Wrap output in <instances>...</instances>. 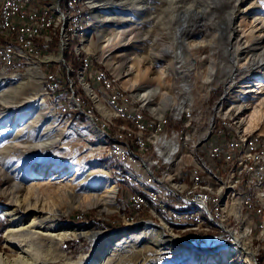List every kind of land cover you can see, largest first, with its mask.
Returning <instances> with one entry per match:
<instances>
[{
    "label": "bare ground",
    "instance_id": "1",
    "mask_svg": "<svg viewBox=\"0 0 264 264\" xmlns=\"http://www.w3.org/2000/svg\"><path fill=\"white\" fill-rule=\"evenodd\" d=\"M40 1L41 0H23L24 8L20 9L21 0H10L8 3V10H11L12 12H6L5 9L7 0H0V31L8 34L15 33L16 41L21 45L26 44V46H21V48L29 47L32 51L36 48L38 54L40 53L39 49H37L39 48V40H45V43L47 42V44H51L55 37H57V40L59 39L58 46H60V49L62 50L61 56H64L63 54L65 51L69 50V46L74 39L83 41L82 46L86 49H89L91 41L89 40V44L86 45L88 39L84 38L83 35L88 26L87 18H90V10L91 8L93 9V7L88 5L89 2L87 0H46V2L43 3L45 5L42 4L43 7H41L39 10L36 5H39ZM86 1L89 8L86 6ZM233 2H235V4L233 5L231 11L228 9L229 12L226 15L228 23L226 25L227 45H225L224 50L228 54L231 65L229 69L225 71V77H229V79H226L227 81H225L228 83L227 94H234L235 91H233V89L235 88V83L231 82L233 79L232 77L235 79L237 78L236 82L239 78L246 79V81H244L245 84L243 83V85L240 86V89L238 90L240 94L238 99L243 100L240 105L236 106V109L239 110L237 114L240 115V125H238L233 121V119L229 117L220 116L217 113L214 114V116H216L217 127L226 131L232 137V140L235 143L236 150H234V158H241V155L244 154L245 161H242V164H239L235 163V160L232 156L224 154H211L209 151L212 150L211 143L204 142L207 136L204 131L205 129H195L192 130V132H189V134H186V151H182V153H180L177 146L184 145V138H172L170 137V133L161 129L168 127V120L166 119L172 115V112H177L174 115L175 122H181L180 130H187V125L192 124L193 127H204L206 115L203 116L202 113L196 112L195 107H183L182 109V107L176 106V104L173 106L174 109L168 107L165 109L166 106L171 105L169 103L172 100L169 94L165 92L161 93L163 96H161V99L159 100V110L156 108H151L145 102H142V100L138 98L137 95L132 93V91H130L127 87L123 86L120 79L114 76L111 72L109 73L105 69L97 68L94 71L95 75L101 76V85H107L108 88H111L112 93L122 100V102H124L125 108L129 109L132 113L142 119V121H139L135 119L133 115L122 113L117 106H115L113 103H110L108 99L103 98L100 90L93 86L91 82L90 85L87 86L92 93L90 98V102L92 103V114L88 116L98 128H103L106 140L104 152L108 155V158H112V161H108V165L113 162L112 166L115 167L116 172V179H114L122 183L121 189L120 191L118 190V184H116L115 180H112L106 176V180L102 183L103 194L101 196L96 198L90 196L87 193H81L76 196V199H74L76 191V183H74V178H64L62 180H58L56 183L54 179L63 175L59 174L55 177L48 178V175L52 173V170L60 165L58 164V159H52L48 162V165L41 168L40 173L37 172V170L35 171L36 173L34 174V178L36 180L32 181L25 187L26 193L23 199H20V196L15 195L14 192L11 193V200H14L16 205H19L18 208L24 207L27 214L30 212L34 213L30 216L32 218L30 224L25 225L23 220L17 216L16 210H3L4 214L9 215L14 221V225L9 227L5 233L7 243L13 246L18 245V248L21 251L17 256H11L4 252H0V264H38L37 246L30 242L25 248H23L21 241L19 240L20 237H25L27 239L31 237V235H43L48 238H58L61 242H63L67 237L73 235L80 236L82 233L89 234L87 231L77 232L73 228H66L65 230L57 231V228L60 227L58 224H53L52 226H54V229H51L50 231H43L40 228L41 226H38L40 225L38 213L41 212L43 208L48 206V208L54 213L58 210L59 206L58 203L54 201V198L66 200L67 207L61 212L68 213L78 206H101L103 203L100 202L104 200H106L108 203H114L113 197L117 190L119 191V196L122 202L125 201V203H131V201L126 202L128 193L131 192L132 196L144 206V208L135 210L137 215H139V213H144L146 210L149 212L148 207L154 205L155 210L157 208L159 212L163 211L170 219L189 217H191L193 220L197 219L200 223H196L190 227H177L171 225V230H173L176 235L182 237L183 234H185L186 239L188 240L196 239V237L199 235L209 236L213 232L221 230L220 222L227 223V229L229 228L231 237L234 239L233 244L235 247L233 250L242 252V259L246 260L247 264H255L253 260H249L250 256L256 254L250 241V237L252 236L251 229L249 228L250 222L245 216L243 218L240 215V218L243 219L241 230L231 229L235 228L237 223L240 222L237 218H229L226 208L229 203H235L234 195L239 190V181L237 180V177L243 176V170H251L250 162H256L258 158H260V163H264V137L258 132L256 133L250 131L258 129L259 132H262L264 130V7L262 3L258 4L256 12L253 15L254 21L251 22L248 27H245L243 26V23H238V25H236L235 18L237 12L241 11L244 0H235ZM189 3L190 4L187 3L188 7H186L185 11L182 10V12L176 13L178 10L176 12L173 10L168 16L170 19L176 17L179 21L181 20L179 25H177V27L172 30L173 32L170 28H163V32H165L168 38H172L170 44H174L176 46L179 43L183 51L188 55L200 57V55H203V50H205L204 46H206L208 42L207 39L199 40L203 35V31L198 29L199 25L196 23V21L193 23L191 22L194 16L197 17V15L201 13V6H196L198 3L195 4V0H192ZM209 3H213L217 7L221 4H224L225 6L226 4L227 6L229 5L226 2H216L215 0L211 2L209 1ZM230 4L232 5V3ZM74 7L77 9L76 14ZM207 7L210 8V5ZM207 7L205 8L207 9ZM243 20L248 22L247 17H244ZM213 38L216 37L213 36L211 39ZM211 39L208 40L210 45L216 42V40ZM170 44H164L163 48H158L153 44L149 45L148 42H145L143 47H139L138 50L134 49L132 46L126 48V51L124 50L125 52H121L120 56H125L124 60L127 59L125 62H129L130 69L134 71L133 73H135L136 76L148 77L147 75L150 73L149 71H151V69H157L158 75L157 77L153 78L157 79L159 83H165L169 86L171 85L170 81H173L174 78H176V74L178 75L179 79L176 78L177 80L175 79L174 84L176 82H180V78H184L182 71H180L178 68H174L173 66L174 56L170 49ZM132 48L133 50H130ZM142 49H147V54L142 52ZM253 49H255V51ZM79 52L80 50H77V54H79ZM215 52L212 51L210 55H207V57L209 56L212 62L214 61L213 56ZM167 53L172 54L169 57ZM113 59L110 58L106 64L112 70L119 72L118 67H120L122 63H118V61L116 62ZM88 67L91 70L92 63L90 62L89 65L88 62H84L79 70L82 72V77L84 80H86L85 72ZM180 74L182 76H180ZM32 75H38L39 78H43L44 74L40 72L39 63H34L27 70L26 77L28 78ZM215 77L216 76H213L212 73L207 75L205 80L206 86L204 93H202V97L207 98L214 85L222 81H220V79H215ZM71 80L72 79H70V81ZM126 82H131L130 84L135 85V79H132L131 77L124 81L125 84ZM70 86H73V81H71ZM62 87L60 89H62ZM158 87H160L159 84ZM158 91L160 92V89L156 90V92ZM21 93L22 91H20L19 86L8 88L6 91L0 93V105L2 103L18 104L20 102L19 97ZM141 96L142 95H140V97ZM39 97L40 95H38V98ZM32 98L33 96L21 100V102L26 100L29 101L30 99L32 100ZM75 100L76 102H79V108L82 107L83 103L80 101V98ZM97 101L102 103L103 107H105L110 114L103 113L99 109ZM40 103L42 105L44 100H42ZM43 108H45V105ZM221 109L222 108L220 106L217 107V112L222 113ZM246 109L249 110L247 113H245ZM50 113V115L54 118V113L52 110ZM84 113L86 114V111H84ZM3 116L4 115H2V111L0 110V120H2ZM38 117H40V114ZM38 117L31 120V127L29 129L30 134L28 133V137L32 136V134L36 135V122H39ZM15 121L16 118L14 115L9 121L10 123L6 125L7 128H3V130L0 131L1 140L5 139L4 136L7 135V132L11 130L13 127L12 125H14L11 123H14ZM90 130L92 133L96 132V135H101L100 130H98L93 124ZM22 131V129L18 130L14 134L13 139H8V141L5 140L2 144V148L8 149L10 147H19L22 144V141H19L18 137ZM48 136L51 138L43 139L42 136H39L40 139L38 142L28 141L24 146H28L29 148L32 146L35 148H40L51 146L57 143L59 145L61 144L59 149L70 148L68 142H62L63 140L61 138H57L54 135ZM251 138H255V141H250ZM41 139H43V141ZM121 142L126 143V145H123ZM222 144L223 137H212V145ZM199 151L203 152L201 154V162L209 171L216 170V166L226 167V173L229 174V176H227L225 179L227 187L226 189L219 186L217 182L209 179H196L188 183L180 182L178 177L179 172L204 174L203 165L196 161L199 157ZM124 158L127 160L130 159L131 162L136 163H134V165L131 163L128 164L124 161ZM154 158L155 161L158 162L163 168H160L158 164H154ZM139 160H141V162H139ZM81 165V162L76 164L72 162L69 164V171L65 172L69 173L74 171L76 174L75 176L80 177L78 184H81L83 181H86L89 178L87 171H82ZM148 167H150V173L159 180L160 186L168 189L170 193L176 198H186L189 195H202L203 197H207L209 199H218L217 207H214V213L218 220L213 217V213H211L205 206L197 204V201L189 202L187 204H183L182 206H176L165 196H160L159 185L154 182V179H148L145 176L144 172L148 170ZM42 169L45 170L43 171ZM58 169L62 170L61 168ZM0 171L4 172V168H2ZM99 171H102V169ZM135 186H138L141 189L140 193L134 191ZM254 191L256 192L259 205L264 207L263 179L255 180ZM32 199L34 200L32 201ZM42 200L43 205L40 207V201ZM155 210L153 213L149 212L153 218L148 219H154L159 223L161 222L160 224H163V230L164 227L168 228V226L165 224V221L162 223V221L165 219L168 222V219ZM135 217V215H132L130 218L131 220H134ZM48 218H52L53 221L55 219L52 216H49ZM231 221H233V223ZM123 230H140L144 233H147L148 231H156L158 237L161 239L160 242L166 240L161 236L162 234L160 235L161 229L156 230L150 222H145L139 227H136L134 223H131L128 228L126 227V229ZM96 231H98V233L101 235L107 234V239L113 242L118 238V236H124L122 235L121 231H115L112 233L107 231L104 232L103 230L101 231L99 229ZM170 238V247H172V245L175 244L174 239L176 237L173 236L169 237V239ZM254 238L260 246L257 253L259 254V252L262 251L263 254L264 242L260 243V238H256V235ZM160 242L158 239H155L154 245L159 246L162 243ZM106 247L107 245L103 242L101 244L99 243L97 247L98 251H96L93 255H88L87 262L82 263L81 261H77L73 264H99L108 250ZM191 249L202 254V252L197 248L192 247ZM223 250H226V252ZM229 251L230 249L227 247V245H225L217 250L215 254L209 256L208 259L210 261L216 262H222L223 260L229 262V260H231L229 257L232 256V254H229Z\"/></svg>",
    "mask_w": 264,
    "mask_h": 264
},
{
    "label": "rangeland",
    "instance_id": "2",
    "mask_svg": "<svg viewBox=\"0 0 264 264\" xmlns=\"http://www.w3.org/2000/svg\"><path fill=\"white\" fill-rule=\"evenodd\" d=\"M87 1L89 2L88 5L93 7V9L91 8L90 10V18H87L88 26L83 35L84 38L88 39L86 45L89 44V40L91 41L89 49L82 46L83 41H80L79 43L76 39L75 41L72 40L69 50H66L63 54L64 56H61L62 50L60 49V46H56L57 42H54L55 45H52L51 49L48 48L49 50L45 48L42 49L40 39L38 44L39 48H37L40 53L38 54L36 48L33 51L30 50L29 47L21 48L22 45L16 41L15 33L8 34L0 31V93L13 86H19L20 91H22L19 97L20 102L18 104L2 103L0 105V110L2 111V115H4L2 120H0V131L3 130V128H7L6 125L10 123L9 121L12 116L15 115L16 118V123H11L14 125H12V129L7 132V135L4 136L5 139H0V170L4 168V172L0 171V231L3 220L8 221V225L2 232L3 240L0 243L1 253L4 252L11 256H17L21 251L18 248V245L13 246L7 243L5 233L9 227L14 225V221L9 215L4 214L3 210H16L17 216L23 220L25 225L30 224L32 221L30 216L34 213L30 212L27 214L24 207L18 208L19 205H16V202L11 200V193L14 192L15 195L20 196V199H23L26 193L25 187L32 181L36 180L34 178L35 171L37 170V172L40 173L41 168L48 165V162L52 159H58L57 161H59L58 164L60 165L52 170V173L48 175V178L55 177L59 174L63 175L54 179L55 183L64 178H74V183H76L74 199H76V196L81 193H87L90 196L97 198L103 194L102 183L106 180V176L112 180L116 179L115 167L112 166L113 162L108 165V161H112V158H108V155L104 152V146L106 143L104 132L98 128L88 116L92 114V105L87 103L82 97V99H80L83 103L82 107L78 108L75 100L77 99V95H73L72 93L69 95L66 102L56 101V93H53L51 85H53L54 79L57 77V71L60 67H63V69L65 67L66 72L70 76L77 74L75 76L77 77L76 81L84 89L89 99L92 95L89 87H87L91 82L90 71L88 70L89 72L86 76V80L82 77V72L79 71L86 58L92 63L91 71L97 69L98 64L103 65L106 71L109 73L111 72L114 76L119 78L123 86L127 87L132 93L137 95L142 102H145L151 108L159 110V100L161 99V96H163L161 93L165 92L169 94L174 102L173 103L170 99L172 103L170 102L169 104L171 105L166 106L165 109L167 107L174 109V104L182 107V109L183 107H195L196 112L202 113V115L205 116L207 115L206 111L212 108V115L217 113L220 116L229 117L240 125V115L237 114L239 110L236 109V106L240 105L243 100L238 99L240 97L238 90L243 83L245 84L244 81H246V79L239 78L236 82L237 78L235 79L232 77L233 79L231 82L235 83V88L233 89L235 93L227 94L228 83H226V81L229 77H225V71H227L231 65L228 54L224 50L225 45H227L226 25L228 23L226 15L229 10L231 11L235 4L233 1L235 0H229V2L228 0H215L216 2L223 1V3L226 2L229 4L228 6L227 4L226 6L221 4L218 7L213 3H209V1L211 2L213 0H195V4L198 3L196 6H201V13L197 15V17L194 16L191 23L196 21L199 25L198 29L203 31V35L199 40L207 39L208 42V44L204 46L205 50H203V55H200V57L188 55L183 51L179 43L176 46L170 44L172 38H168L165 32H163V28H170L172 31L181 22V20L179 21L176 17L170 19L168 16L171 12L173 10L174 12L178 10L176 13H180L182 10L185 11L186 7H188L187 3L190 4L189 2L192 0ZM87 1L86 6L89 8ZM230 3H232V5ZM259 3H262L264 7V0H244L241 11H238L237 15H235L236 25H238V23H243V26L248 27V25L254 21L253 15L255 14ZM208 4L210 5V8L207 7L209 6ZM43 5H36V7L40 10ZM205 7H207V9ZM244 17L248 18V22L243 20ZM213 36L216 37L213 38L216 42L210 45L208 40ZM77 41L79 44L76 46ZM9 42H12L11 59L13 65L11 69L3 71L4 48ZM43 42L47 46L52 44L45 43V40ZM145 42H148L149 45L153 44L158 48H163L164 44H170V49L174 56L173 66L182 71L185 80L184 78H180V82L174 84L175 79H179L176 74V78H174L173 81H170L172 86H168L165 83H159L157 79L153 78L158 75L157 69H151V71H149L150 73L147 75L148 77L136 76V74L133 73L134 71L130 69L129 62H125L127 61V59L124 60L125 56L122 57L120 55L121 52H125V49L130 46L138 50L139 47H143ZM75 46L77 48H75ZM133 48L130 50H133ZM77 50H80L81 52L80 60L77 58L78 56L74 54V51L77 54ZM253 50L255 51V49ZM146 51L147 49H142V52L145 54H147ZM212 51H216L213 56V62L209 56L207 57ZM82 53H84V55H82ZM167 54L170 57L172 53ZM110 58H114L113 60L116 62L118 61V63H122V65L118 67L119 72L114 71L107 66L106 63ZM34 63H39L40 72L44 74L42 79L39 78L38 75H32L28 78L26 77L27 70ZM77 65L80 67L75 69ZM209 73L216 76L215 79H220V81L222 80L223 82L221 81L222 83L219 82L214 85L209 96L205 98L202 97V93H204L206 86L205 80ZM180 76L182 75L180 74ZM130 77L135 79V85L130 84L131 82L124 83V81ZM71 81H73L74 84L75 80L72 79ZM158 84L161 88L158 87ZM157 89H160V92H156ZM38 95H40L39 98ZM140 95L142 96L140 97ZM32 96V100L30 99L29 101L26 100L21 102V100ZM42 100H44V103L41 105L40 102ZM97 103L99 109L103 113L110 114L108 110L103 107L102 103L99 101H97ZM44 105L45 108H43ZM219 106L222 108V113L217 112V107ZM63 107L67 108L69 111H66ZM51 110L54 113V118L50 115ZM83 110L86 111V114ZM248 111L249 110L246 109L245 113ZM39 114L40 117H38ZM79 114L85 116L83 122H78V120L75 119ZM37 117L39 122H36V135L32 134V136L28 137V133L30 132L29 129L31 127L30 122L33 118ZM92 124L100 130L101 135H96V132H91L90 128H92ZM20 129L23 131L20 133L18 140L22 141V144L15 148H2L4 141L13 139L14 134ZM204 131L205 134H207L206 129ZM250 131L258 132L264 137V130L262 131L263 133L259 132L258 129ZM48 135H54L57 138H61L63 140L62 142H68L70 148L59 149L61 144L59 145L57 143L40 148H35L33 146L29 148L28 146H24L28 141L38 142L40 139L39 136H42L43 139L51 138ZM43 139L41 140L43 141ZM72 162L75 164L81 162L82 171L86 170L87 174H89V178L81 184H78L80 177L75 176L76 174L74 171L65 173L69 171V164ZM58 168H61L62 170H59ZM101 169L102 171H99ZM42 170L44 171L45 169ZM116 184H118V190L120 191L122 183L117 180ZM118 190L113 197L114 203H108L104 200L100 202L103 203L101 206H78L68 213L61 212L67 207L66 200L54 198V201L58 203V210L54 213L48 208V206L43 208L42 211L38 213V219L40 220V225L38 226H41L40 228L43 231H50L51 229H54V226H52L53 224H58L60 227L57 228V231H62L66 228H73L77 232L87 231L89 234L82 233L80 236L73 235L67 237L63 242L58 238H48L43 235H31V237L27 239L25 237H20L19 240L21 241L23 248H25L30 242L37 246L38 264H73L77 261H81L82 263L87 262V256L90 254L93 255L98 251L91 250L93 240L94 242L98 240V245L102 242L107 245L106 248L108 250L99 264H247L246 260L242 259V252L233 250L235 247L233 244L234 239L226 233H223V235L218 238L211 247L202 248L198 244L189 242L188 239H186L185 234H183L182 237L176 235L175 232L171 230L172 226L168 224L166 219L162 221V223L165 221V224L168 226V228L164 227V231L173 234L176 239L186 240L193 246H197L199 249L201 248L202 254H200V252L191 249L192 247L183 244L177 245L175 243L170 247L171 238L169 239V237H166L162 231H160V235L162 234L161 236L166 239L163 242L161 241L162 243L160 242L161 239L158 237L156 231L150 232L148 231L149 229L147 230V233L140 230L124 231L123 229L126 228L122 227L127 226L128 228L131 223H134L136 227H139L143 223L149 221L147 220L148 218H142L140 215H137V212L133 211V204L125 203V201H118L117 198H120ZM33 200L34 199H32V201ZM42 202L43 200L40 201V207L43 205ZM231 208L232 206L229 207L230 210L233 209ZM148 210L150 213H153L155 206L151 205L148 207ZM84 212H86L87 215L94 214V217L97 219L101 218L106 221H110V215L114 214L120 219H112L110 221V227L100 226L94 222L92 223L95 226H88L91 222H79L75 219V216L80 217L81 219ZM132 215L136 216L134 220H131L130 218ZM49 216L54 217V221L52 218H48ZM242 217L244 218V215ZM236 218L240 223H237L235 228L231 229L241 230L243 219L240 218V215ZM231 222L233 223V221ZM69 223H77V225H68ZM114 228H122L116 229L112 232L121 231L122 235H124L122 237L118 236L114 242L107 239V234L101 235L96 231L99 229L105 232ZM154 228L160 230V228ZM254 232L255 231L253 230L252 236L250 237L252 247L256 252L253 258L256 260L257 264H264L262 251L259 252V254L257 253L260 246L254 238ZM91 237H94V239L92 240ZM155 239H158L161 245H154ZM225 245L230 249L229 254H232V256L229 258H231L232 261L229 260L228 262L223 260L222 262H216L208 259L209 256L215 254L217 250ZM226 250L223 251L226 252ZM249 260H253L252 256H250Z\"/></svg>",
    "mask_w": 264,
    "mask_h": 264
},
{
    "label": "built area",
    "instance_id": "3",
    "mask_svg": "<svg viewBox=\"0 0 264 264\" xmlns=\"http://www.w3.org/2000/svg\"><path fill=\"white\" fill-rule=\"evenodd\" d=\"M10 0H7L6 5V12H12L11 10H8V3ZM60 6V3H59ZM23 0H21V6L20 9H23ZM75 14L77 13L76 7H74ZM75 23V18H74ZM23 32V30H22ZM21 32V33H22ZM22 46H26V44H23ZM4 62H3V71L6 69H11V66L13 65L12 59H11V43L5 45L4 48ZM90 71V80L92 82V85L97 87L103 98L108 99L110 103H113L115 106H117L122 113H128L130 115H133L135 119L142 121L141 118L136 116L134 113H132L129 109L125 108L124 102L120 100L118 97H116L115 94L112 93L111 88H108L107 85H101V76L95 75V71ZM62 86H68V76L65 74L63 76H60L57 79H54L52 90L53 93L56 92V101H60V94L61 90L60 88ZM77 106L79 105V102H76ZM79 108V106H78ZM66 111L68 109L66 108ZM177 113V112H176ZM175 112H172V115L169 116L168 119V127L167 128H161L164 131H167L170 133V137L176 138V137H183L184 138V145L183 146H177L179 149V152L182 153V151H186L185 149V135L189 134V132H192V130L195 129H206L207 136L205 143H211L212 150H209L211 154H224L228 156H232L234 158V150H236L235 143L232 140V137L224 131L222 128H218L216 125V116L212 115V108L206 111L207 118H205V126L204 127H193L192 125H187V130H180V123L181 122H175L174 115ZM74 114V113H72ZM159 126V125H157ZM103 130V128H101ZM258 136V135H257ZM212 137H223V144L222 145H212ZM250 141H255V138H251ZM123 143V142H121ZM123 145H126V143H123ZM208 151V152H209ZM121 153V152H120ZM203 152L199 151V157L196 160L198 163L202 164L201 162V154ZM122 155V153H121ZM235 163L242 164V161H245L244 154L241 155V158H234ZM124 161L128 164L131 163L134 165L136 162H131L130 159H125ZM141 162V160H139ZM251 163V170H243V176L237 177V180L239 181V190L234 195L235 196V203H229L226 212L229 214V218H236L238 215L245 216L246 219L250 222V229L251 233L253 230L255 231L254 234L256 235V238H260V243L264 242V207L260 206L257 201V195L254 191V182L255 180L263 179L264 180V163H260V158L256 162H250ZM154 164H158V162L155 161L154 158ZM203 165V164H202ZM162 166H160L161 168ZM204 167V174H190V173H180L179 172V179L180 182L188 183L191 181H194L196 179H209L212 181L217 182V184L221 187H226V177L229 176V174L226 173V167L225 166H216V170H208ZM163 168V167H162ZM145 176L148 179H154V182L159 185V193L160 196H165L168 198L172 203H174L176 206H182L183 204H187L189 202H195L197 201V204H201L205 206L211 213H213V217L217 219L215 213H214V207H217L218 199H209L207 197H203L202 195H189L186 198H176L173 196L170 191L163 186H160V182L158 179H156L151 173H150V167H148V170L144 172ZM134 205L133 211L144 208V206L135 199L131 192L128 193L127 201ZM232 206V210L229 209V207ZM156 212L164 215L165 218L168 219V224L172 226L177 227H190L192 225H195L198 222L197 219L193 220L191 217L189 218H179V219H170L167 214H165L163 211L159 212L156 208ZM80 219V217H77ZM220 229L217 232H213L209 236H197L196 239H190L188 240L191 243L198 244L201 247H211L212 244L220 238L223 233H226L231 237L227 229V223H221L220 222ZM231 233V232H230ZM228 237V236H227ZM226 237V238H227ZM264 254V253H263Z\"/></svg>",
    "mask_w": 264,
    "mask_h": 264
},
{
    "label": "trees",
    "instance_id": "4",
    "mask_svg": "<svg viewBox=\"0 0 264 264\" xmlns=\"http://www.w3.org/2000/svg\"><path fill=\"white\" fill-rule=\"evenodd\" d=\"M57 37H55L53 40V42H52V44L50 45V46H47V45H45L44 44V42H43V40H40V45H41V47H42V49H51V46L52 45H55L54 44V42H57V47H58V43H59V39L57 40L56 39ZM76 39H74L73 41H75ZM78 41H79V43H80V40L79 39H77ZM78 41L76 42L77 44H76V46L79 44L78 43ZM76 46H75V48H76ZM48 49V50H49ZM74 54L76 55V53H75V51H74ZM81 52L79 53V55H76V56H78L77 58L79 59L80 57H81ZM82 55H84V53H82ZM86 56V55H85ZM80 60V59H79ZM84 61H88L89 62V65H90V61L89 60H87V58H86V60H84ZM84 61H83V63H84ZM95 63V62H94ZM80 66L79 65H77V67H75V69H78ZM98 68H102V69H104V67H103V65H101V64H98ZM89 70V67H88V69L86 70V72H85V79H86V76H87V74H88V71ZM64 74H66L67 76H68V86H63L62 87V89H60L61 90V94H60V101H67L68 100V98H69V95L72 93V94H76L77 95V98L79 97L80 99H82V97H83V99H84V95H85V101L87 102V103H90V105H92V103L91 102H89L90 101V99H89V97H88V95L86 94V92L84 91V89L80 86V84L76 81V78L77 77H75L77 74H73V76L71 75H68V73L66 72V70H65V67H64V69H63V67H60L59 69H58V71H57V77H55V79H57V78H59L60 76H63ZM70 79H74L75 80V82H74V84H73V86L71 87L70 86ZM75 87V88H74ZM87 99V100H86ZM59 102V101H58ZM91 107V106H90ZM64 109H66L65 107H63ZM92 108V107H91ZM75 119L76 120H78V122H83L84 121V119H85V116L83 115V114H79V115H77L76 117H75ZM134 191L135 192H141V189L138 187V186H135L134 187ZM117 200L118 201H122L120 198H117ZM85 213V214H84ZM83 213V216H82V218L81 219H78L76 216H75V219H77L79 222H86V223H92V222H94V223H96L97 225L99 224L100 226H107V227H110L111 226V223H110V221L112 220V219H114V218H116L117 220H119L120 218L118 217V216H116L115 214L114 215H110V221H106V220H103V219H101V218H96V217H94V214H91V215H87L86 214V212H84ZM77 214V213H76ZM139 215L142 217V218H153V216L146 210L144 213H139ZM74 218V217H73ZM8 225V221L7 220H3V222H2V228H1V231H0V243H1V241L3 240V238H2V232L5 230V228H6V226Z\"/></svg>",
    "mask_w": 264,
    "mask_h": 264
},
{
    "label": "water",
    "instance_id": "5",
    "mask_svg": "<svg viewBox=\"0 0 264 264\" xmlns=\"http://www.w3.org/2000/svg\"><path fill=\"white\" fill-rule=\"evenodd\" d=\"M148 221H149L154 227H156V228H160L161 231H163V234H164L166 237H173V234L168 233V231H164V230H163V226H162L159 222L154 221V220H152V219H148ZM75 224L77 225V223H75ZM75 224H73V223H72V224L69 223L68 225H75ZM88 226H95V225H94L93 223H91V224H89ZM126 227H127V226H124V227H122V228H126ZM116 229H120V228H114V229H111V230H107V232H112V231H114V230H116ZM228 232H229V234L231 235L230 231H228ZM99 238H100V236H99ZM99 238H98V239H99ZM91 239L93 240L94 237H91ZM173 239H174V238H173ZM174 242H175L177 245L183 244V245H185V246H188V247H194V248H197L198 250L202 251V250L199 249L197 246H193L191 243L187 242L186 240L176 239V238H175V239H174ZM97 245H98V240L95 241V242H94V240H93L92 245H91V250H97V249H96ZM204 252H208V251H204ZM253 257H254V255L252 256V259L254 260V263L257 264L256 260H255Z\"/></svg>",
    "mask_w": 264,
    "mask_h": 264
},
{
    "label": "crops",
    "instance_id": "6",
    "mask_svg": "<svg viewBox=\"0 0 264 264\" xmlns=\"http://www.w3.org/2000/svg\"><path fill=\"white\" fill-rule=\"evenodd\" d=\"M45 2H46V0H41L39 5H42Z\"/></svg>",
    "mask_w": 264,
    "mask_h": 264
}]
</instances>
